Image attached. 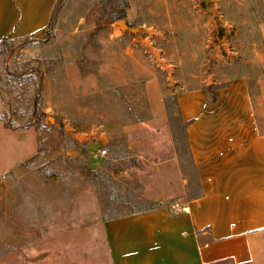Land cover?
I'll use <instances>...</instances> for the list:
<instances>
[{"label": "rangeland", "instance_id": "1", "mask_svg": "<svg viewBox=\"0 0 264 264\" xmlns=\"http://www.w3.org/2000/svg\"><path fill=\"white\" fill-rule=\"evenodd\" d=\"M201 5V0H61L48 29L0 41V120L22 138L35 130L37 147L24 159L31 152L27 142L0 123V169L24 159L0 172V252L28 247L36 236L45 241L54 227L59 264H107L95 221L96 190L102 217L153 201L138 196L134 178V191L126 195L120 186L109 205L88 173L86 145L105 149L97 159L108 166L109 155L125 151L126 135L136 140L129 151L145 148L142 140L151 134L182 135L191 112L178 115L177 93L212 79L239 80L264 128V0H212V11ZM121 19L133 30L123 31ZM207 87L210 101L216 85ZM109 136L112 141L104 143ZM180 201L163 203L177 209ZM68 229L76 236L65 240Z\"/></svg>", "mask_w": 264, "mask_h": 264}, {"label": "crops", "instance_id": "2", "mask_svg": "<svg viewBox=\"0 0 264 264\" xmlns=\"http://www.w3.org/2000/svg\"><path fill=\"white\" fill-rule=\"evenodd\" d=\"M57 1L0 0V41L45 30ZM217 81L176 94L180 113L191 112L182 135L151 134L142 140L145 148L132 151L128 147L136 140L126 135L125 151L109 155L108 166L98 162L99 149L88 154L90 167L108 175L118 191L120 186L126 195L134 191L138 178V196L153 201L102 217L96 190L95 221L107 264H264V128L250 111L246 85L239 80ZM210 85H216L214 102L205 90ZM159 112L165 115L166 108ZM7 130L27 142L31 152L24 159L36 152L35 130H27L23 138L20 132ZM110 141L111 136L103 142ZM172 197L181 199L177 209L163 203ZM81 231L85 234L86 227ZM57 235L50 227L45 241L36 236L32 245L20 247L21 253L18 247L4 249L0 264H59ZM75 236L68 229L61 237ZM62 246L72 253V246Z\"/></svg>", "mask_w": 264, "mask_h": 264}, {"label": "trees", "instance_id": "3", "mask_svg": "<svg viewBox=\"0 0 264 264\" xmlns=\"http://www.w3.org/2000/svg\"><path fill=\"white\" fill-rule=\"evenodd\" d=\"M60 1L61 0H58L57 3L59 4ZM57 3H56V6L54 7V10L52 12V16H51L50 22L46 26L45 30L48 29L51 26L52 19H53L54 15H55V12H56V7L58 5ZM28 37H30V36H24V37L14 38V39H24V38H28ZM5 39H13V38H5ZM205 90L208 93L210 92V88L209 87H206ZM173 98H175V97H173ZM215 99L216 98H215L214 93L210 94V101L214 102ZM167 100H169V97H167ZM173 106H174L175 110L177 111V113L179 115V107H178V103H177L176 98L173 101ZM166 110L168 111V107L167 106H166ZM5 124H6L7 128H11L9 124H7V123H5ZM86 151H88V154L91 152V150L88 147L86 148ZM132 162L137 164V162L134 159L132 160ZM87 170H88V173L90 174V176L92 178V181H93V184L95 185V187L98 188V190L101 191V193H102L101 195L102 196L106 197V199L108 201V204L109 205H113V203L115 202V196L117 194L116 193L117 192L116 182L113 181L108 175H106L104 172H102L99 169H93V168L88 167ZM152 206H154V205H152ZM152 206H150V207H152Z\"/></svg>", "mask_w": 264, "mask_h": 264}, {"label": "water", "instance_id": "4", "mask_svg": "<svg viewBox=\"0 0 264 264\" xmlns=\"http://www.w3.org/2000/svg\"><path fill=\"white\" fill-rule=\"evenodd\" d=\"M212 0H201V8L206 10V11H212V7L209 6V4H211ZM117 24L119 25V27L123 30V31H131L133 30L132 27H129L126 23V20L121 19L117 22ZM87 147L93 151L96 152L99 148V144L98 143H88Z\"/></svg>", "mask_w": 264, "mask_h": 264}, {"label": "built area", "instance_id": "5", "mask_svg": "<svg viewBox=\"0 0 264 264\" xmlns=\"http://www.w3.org/2000/svg\"><path fill=\"white\" fill-rule=\"evenodd\" d=\"M100 154H105L106 150L105 149H102V150H99Z\"/></svg>", "mask_w": 264, "mask_h": 264}]
</instances>
